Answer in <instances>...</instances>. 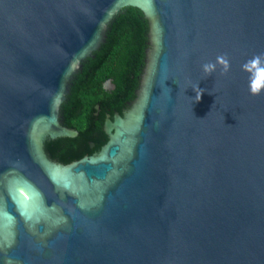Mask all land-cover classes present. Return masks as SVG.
I'll list each match as a JSON object with an SVG mask.
<instances>
[{
	"label": "water",
	"instance_id": "95a60500",
	"mask_svg": "<svg viewBox=\"0 0 264 264\" xmlns=\"http://www.w3.org/2000/svg\"><path fill=\"white\" fill-rule=\"evenodd\" d=\"M128 6L149 24L135 98L56 162L72 80ZM260 53L264 0H0V264H264Z\"/></svg>",
	"mask_w": 264,
	"mask_h": 264
},
{
	"label": "trees",
	"instance_id": "16d2710c",
	"mask_svg": "<svg viewBox=\"0 0 264 264\" xmlns=\"http://www.w3.org/2000/svg\"><path fill=\"white\" fill-rule=\"evenodd\" d=\"M148 32V21L136 7L123 8L115 16L106 42L94 52L95 57L83 63L61 106L63 124L76 129L78 135L46 141L45 150L52 160L70 163L99 151L107 141L106 115L122 113L139 88ZM108 82L112 88L106 86Z\"/></svg>",
	"mask_w": 264,
	"mask_h": 264
},
{
	"label": "clouds",
	"instance_id": "9594fccd",
	"mask_svg": "<svg viewBox=\"0 0 264 264\" xmlns=\"http://www.w3.org/2000/svg\"><path fill=\"white\" fill-rule=\"evenodd\" d=\"M220 63L224 65V70L228 69V61L226 59L217 58ZM250 65H264V53L255 55L250 61L245 62L242 65L244 70H249ZM215 68L212 62H206L202 64V70L208 74L211 73ZM249 91L253 94H257L264 89V66L256 67L254 71H250L248 81Z\"/></svg>",
	"mask_w": 264,
	"mask_h": 264
},
{
	"label": "flooded vegetation",
	"instance_id": "af4514ba",
	"mask_svg": "<svg viewBox=\"0 0 264 264\" xmlns=\"http://www.w3.org/2000/svg\"><path fill=\"white\" fill-rule=\"evenodd\" d=\"M106 86H107V84H106ZM108 88H112L113 87V85L112 84H109V86H107ZM91 144H93L94 145V143H91ZM94 147V146H93Z\"/></svg>",
	"mask_w": 264,
	"mask_h": 264
},
{
	"label": "rangeland",
	"instance_id": "374dc122",
	"mask_svg": "<svg viewBox=\"0 0 264 264\" xmlns=\"http://www.w3.org/2000/svg\"><path fill=\"white\" fill-rule=\"evenodd\" d=\"M109 84H111V83L108 82V83H107V86H109Z\"/></svg>",
	"mask_w": 264,
	"mask_h": 264
}]
</instances>
